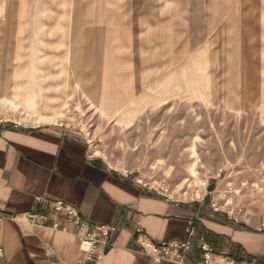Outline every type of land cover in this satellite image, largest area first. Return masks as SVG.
Returning <instances> with one entry per match:
<instances>
[{
  "label": "rangeland",
  "instance_id": "374dc122",
  "mask_svg": "<svg viewBox=\"0 0 264 264\" xmlns=\"http://www.w3.org/2000/svg\"><path fill=\"white\" fill-rule=\"evenodd\" d=\"M0 95V125L75 131L94 159L165 198L264 224L254 0H0ZM119 100L127 116H108Z\"/></svg>",
  "mask_w": 264,
  "mask_h": 264
},
{
  "label": "crops",
  "instance_id": "0c3cea01",
  "mask_svg": "<svg viewBox=\"0 0 264 264\" xmlns=\"http://www.w3.org/2000/svg\"><path fill=\"white\" fill-rule=\"evenodd\" d=\"M254 2L264 12V0ZM162 43L160 33L161 48ZM188 48L195 65L199 43L191 40ZM180 69L177 65L171 74H180ZM57 200L77 209L92 227L117 226L114 246L100 264H176L143 253L135 241V225L155 242H173L187 240L189 223L198 227L217 252L264 263L259 219H254L253 226L235 224L225 215L215 214L209 200L167 201L162 193L122 177L90 156L87 140L75 131L0 125V215L5 217L0 221V264H77L81 260L78 237L51 227L57 217L49 212L47 203ZM41 211L49 216L46 225L9 220ZM199 263L197 243L186 264Z\"/></svg>",
  "mask_w": 264,
  "mask_h": 264
},
{
  "label": "built area",
  "instance_id": "2783aa9c",
  "mask_svg": "<svg viewBox=\"0 0 264 264\" xmlns=\"http://www.w3.org/2000/svg\"><path fill=\"white\" fill-rule=\"evenodd\" d=\"M120 175L128 178L126 175ZM143 187L152 190L148 185ZM166 200L172 201L169 198H166ZM37 201L43 204L46 203L41 198H38ZM47 204L49 212L57 217L51 227L62 232L72 231L80 240L82 258L77 264H100L105 252L114 246L112 237L118 231L117 226L101 225L92 227L77 209L63 200L48 202ZM210 207L215 214H221V210L216 203L211 202ZM242 213L243 211L240 209L238 216L228 219L235 224H240V220H243L239 218ZM230 214H233V212ZM3 220H5V217L0 215V221ZM9 220L14 222L29 221L36 225H46L49 222V216L44 211L30 212L21 216L10 217ZM258 231L264 232V224L261 225ZM186 232L188 235L186 241L155 242L137 224L135 225V241L143 253L151 258L167 260L176 264H186L197 243H199V252L201 253V263L199 264H264L257 260H242L230 254L217 252L193 223H189Z\"/></svg>",
  "mask_w": 264,
  "mask_h": 264
},
{
  "label": "bare ground",
  "instance_id": "6f19581e",
  "mask_svg": "<svg viewBox=\"0 0 264 264\" xmlns=\"http://www.w3.org/2000/svg\"><path fill=\"white\" fill-rule=\"evenodd\" d=\"M181 75H182V73H181ZM17 94L16 95H11L10 93H8V91L6 92V94L4 95V99L8 102V103H10V104H12V105H15V106H17V107H19V106H21V104H19V102L17 101ZM0 98H1V95H0ZM25 102V105L27 106V108L28 109H30L32 112H34V113H38L39 111L37 110L38 108H37V103L35 102V97H32V96H26V98H25V100H24ZM123 103H122V101L121 102H119V103H117V105H116V107L114 108V111H110L109 110V108H108V110H106L105 112H106V114L108 115V116H111V115H113V113L114 114H121L122 115V117H125V116H127V112H128V110L126 111V109H124L128 104H124V105H122ZM112 113V114H111ZM129 114V113H128Z\"/></svg>",
  "mask_w": 264,
  "mask_h": 264
}]
</instances>
